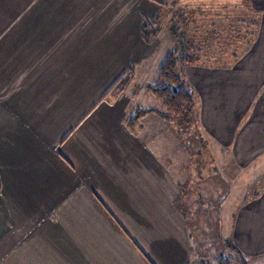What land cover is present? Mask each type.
<instances>
[{
  "label": "crops",
  "instance_id": "obj_1",
  "mask_svg": "<svg viewBox=\"0 0 264 264\" xmlns=\"http://www.w3.org/2000/svg\"><path fill=\"white\" fill-rule=\"evenodd\" d=\"M251 3L262 18L241 66H185L214 161L243 171L264 157V0ZM161 7L0 0V264H199L195 201L175 203L193 196L188 150L157 112L126 122L131 105L163 110L145 85L172 42L140 32ZM131 64L133 84L108 94ZM242 198L228 240L264 264V189Z\"/></svg>",
  "mask_w": 264,
  "mask_h": 264
},
{
  "label": "trees",
  "instance_id": "obj_2",
  "mask_svg": "<svg viewBox=\"0 0 264 264\" xmlns=\"http://www.w3.org/2000/svg\"><path fill=\"white\" fill-rule=\"evenodd\" d=\"M180 1L171 0L174 8L160 1L162 15L166 18L164 25L159 23L162 20L143 19L140 26L141 36L145 41H153L157 36L155 34L162 26H166L172 41L171 48L158 65L154 80L145 85L146 93L153 96L162 105L163 110L131 105L126 122L128 125H133L142 114L149 111L157 112L170 122L171 132L188 150L189 169L196 178H192V185L189 187L185 184L181 186L182 192L191 189L193 199L182 193L183 196L175 202L179 205L181 200L183 206H186L192 200L196 201L195 193L200 194L198 192L200 182L203 185L206 179L203 175L201 176L203 168L207 165L209 172L218 173V167L200 123L199 102L196 101L193 90L186 83L182 67L199 64L209 67L232 66L254 43L258 35L262 12L253 6L251 0L238 1V3L234 1L231 5L224 4L208 9L199 6L189 8L188 3L182 5ZM203 26L206 27L203 29ZM134 67L135 64L128 67L108 94L120 95L133 84ZM134 87H136L135 90L140 88L136 83ZM190 128L193 131L190 133L188 142L184 144L183 136L190 131ZM199 199H197L198 202ZM224 199L225 195L217 199L213 206L219 208ZM189 213V211H184V217H188ZM191 233L190 229V236ZM223 243L231 252L228 255H220L214 264H249V260L231 241L224 239ZM202 244L204 245L199 242L200 263L212 264L202 251Z\"/></svg>",
  "mask_w": 264,
  "mask_h": 264
},
{
  "label": "rangeland",
  "instance_id": "obj_3",
  "mask_svg": "<svg viewBox=\"0 0 264 264\" xmlns=\"http://www.w3.org/2000/svg\"><path fill=\"white\" fill-rule=\"evenodd\" d=\"M160 1L162 3H167L168 5L173 7V5L171 4L172 3L171 0H166V1L160 0ZM234 1H237L238 3V1H243V0H181L180 3L182 5L188 3V5H190L189 8L199 6L201 8L208 9V8L222 6L224 4L231 5V3H233ZM154 19H156L157 21L162 20V22H159L161 25H164L166 21V18H164L162 14L156 16ZM205 27L206 26H203V29ZM162 30L165 31L166 33L165 34L166 37L163 39V41L167 43L172 42L171 39L169 38V34L166 26L165 27L162 26L155 35H158L159 32ZM249 53L250 52L248 51V54ZM244 57H246L245 54L241 55L236 60V62H234L232 67L241 66L240 62ZM252 60L254 61L255 59ZM198 66H202L208 69H212V68L229 69L231 67L230 65L220 66V67H209L203 64H199ZM185 69H186L185 67H182V72L184 73L183 76L186 80V83L188 84V87L191 88V90H193L194 92L193 94L196 98V101L198 100L200 105V101H201L200 94L203 93L204 91L202 90V92L200 93L199 90L196 91L193 88L194 85L190 79H187V76L185 74L186 73ZM135 88L136 87H134V89ZM127 89L124 92H126ZM249 98H250L249 96L245 97L243 99V102L245 103L246 100L249 101ZM228 105L229 104H227V106ZM234 106L235 105L232 103V105L230 106L231 110H234ZM220 110L223 111V108ZM189 130L190 131L183 136L184 144L185 142H188V139H190L191 136L190 133L193 131L192 128H190ZM218 161L219 162L221 161L222 164L226 163L225 164L226 167L224 169L223 168L221 169L219 167L220 165H218ZM260 163H264V157L260 159L258 158L257 161H254L252 164H250L246 168V171L245 170L243 171L241 169L237 170V168H235L232 163L228 162L227 156H224L223 153H219V159L216 162V166L218 167V168L216 167L217 172H220L221 174L219 175H222L223 177L224 176L226 177V175L228 177L229 175L230 181L227 184L231 186L230 188H232V192L228 194L227 198H226L227 194L225 193L227 184L222 183L218 179V175H216L214 172L212 171L209 172L208 171L209 167L207 165L203 168L201 172V176L203 175L204 177H206L203 185L199 181L200 182L199 192L201 198L200 199L198 198L199 199V202L197 201L198 204L195 201L194 203H192V206H189L188 208H186V210L188 211L189 209L192 210L189 211L190 212L189 214H187V216L190 217V219L192 220V221L190 220L191 221L190 224L193 223L192 226L193 231L191 234L196 237V240H198V242L204 243V245L203 244L201 245L202 251L205 252L207 259L212 264L215 263L216 259L220 255H228L231 252L225 247L223 241L224 239L230 238L229 223H227V221H229V219H233L236 210L240 206H242L244 199L242 197L252 196L253 193H255V191H260L264 189V164L260 165ZM224 195L226 199H224L225 201L223 202V206L221 203V205L219 204L220 205L219 208L218 206L214 207L213 204H216L217 199L219 200V198H221ZM199 264H201L200 259H199ZM252 264H256V262L255 263L252 262Z\"/></svg>",
  "mask_w": 264,
  "mask_h": 264
}]
</instances>
